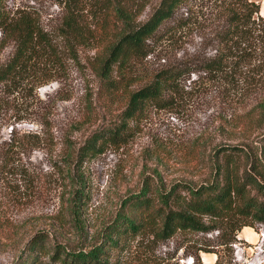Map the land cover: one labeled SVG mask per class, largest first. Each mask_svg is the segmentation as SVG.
<instances>
[{"label": "rangeland", "instance_id": "obj_1", "mask_svg": "<svg viewBox=\"0 0 264 264\" xmlns=\"http://www.w3.org/2000/svg\"><path fill=\"white\" fill-rule=\"evenodd\" d=\"M136 1L144 6L136 20L143 24L159 0ZM249 1L260 5L259 16L264 17V1ZM92 5V0L84 1L85 15L91 14ZM0 12L7 21L0 28V68L14 56L16 41L11 30L20 16L37 24L49 42L46 58L22 64L19 81L0 83V264H16L26 242L36 233L53 236L67 218L66 202L75 191L83 194L78 224L92 234L116 215L124 198L145 184L154 194L175 183L204 182L206 160L214 148L243 140V135L233 130V117L242 110L241 104L217 97L214 89L219 85L211 83L206 94L193 90L173 110L150 108L145 118L132 126L126 143L124 139L107 145L78 166L75 160L69 163V148L78 149L91 131L119 124L126 105L125 66L110 69L109 79L119 89L107 91L100 74L111 40L101 41L94 49H70L59 35L65 9L56 0H0ZM186 14L185 8H179L148 40L152 53L133 67L136 81L132 89L140 87L142 77L156 69L195 55H215L212 38L218 18L208 16L202 29L175 30L178 19ZM46 79L47 83H39ZM259 134L255 132L243 142L259 146ZM242 230L229 252L219 245L218 231H211L187 235L189 241L178 250L185 237L176 236L159 245L156 255L191 264L193 257L187 252L202 246L215 252L199 251L202 264L217 259L220 264H242L254 258L264 264V223ZM133 245L127 243V247ZM34 264H49V255L42 253Z\"/></svg>", "mask_w": 264, "mask_h": 264}, {"label": "trees", "instance_id": "obj_2", "mask_svg": "<svg viewBox=\"0 0 264 264\" xmlns=\"http://www.w3.org/2000/svg\"><path fill=\"white\" fill-rule=\"evenodd\" d=\"M84 1L56 0L65 9L59 35L70 49H94L101 41L111 40L100 77L107 91L118 90L109 79L110 69L125 66L126 105L119 124L91 131L78 149H68L69 163L75 160L78 166L107 145L124 139L126 143L132 126L141 122L150 108L173 110L193 90L206 94L211 83L219 85L214 89L217 97L238 101L242 106L233 117V130L240 132L243 140L260 132V144L250 146L241 140L239 144L215 147L206 160L207 178L200 184L175 183L154 194L145 184L124 198L116 215L92 234L78 224L83 194L75 191L66 202L67 218L55 234L38 232L32 236L16 264L37 263L42 253L49 255V264H179L171 262L173 257L157 256L156 248L183 236L178 250L189 241L187 235L211 231H218L219 245L229 252L242 229L264 223V17L259 16L260 5L249 0H159L148 19L137 24L144 6L136 0H92L90 15L83 12ZM179 8H185L187 14L178 19L175 30L202 29L208 16L218 18L212 38L215 55H195L156 69L142 77L140 87L132 89L136 81L133 67L152 53L148 40L163 23L173 19ZM6 25V17L0 12V28ZM11 31L15 53L0 68V83H15L24 70L22 64L49 55L47 34L28 17L20 16ZM187 81L189 85H185ZM130 242L134 245L127 247ZM199 251L215 253L202 246L187 252L193 257L191 264H202Z\"/></svg>", "mask_w": 264, "mask_h": 264}, {"label": "built area", "instance_id": "obj_3", "mask_svg": "<svg viewBox=\"0 0 264 264\" xmlns=\"http://www.w3.org/2000/svg\"><path fill=\"white\" fill-rule=\"evenodd\" d=\"M263 260L260 258H254L252 261H245L242 264H262Z\"/></svg>", "mask_w": 264, "mask_h": 264}, {"label": "crops", "instance_id": "obj_4", "mask_svg": "<svg viewBox=\"0 0 264 264\" xmlns=\"http://www.w3.org/2000/svg\"><path fill=\"white\" fill-rule=\"evenodd\" d=\"M213 264H215V262H213Z\"/></svg>", "mask_w": 264, "mask_h": 264}]
</instances>
